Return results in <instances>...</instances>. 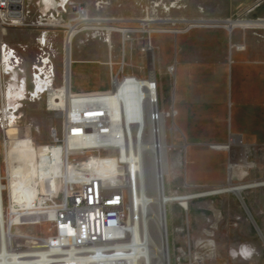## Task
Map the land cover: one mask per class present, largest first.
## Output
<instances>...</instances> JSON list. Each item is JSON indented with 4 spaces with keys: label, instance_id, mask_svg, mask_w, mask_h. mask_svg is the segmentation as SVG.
<instances>
[{
    "label": "rangeland",
    "instance_id": "374dc122",
    "mask_svg": "<svg viewBox=\"0 0 264 264\" xmlns=\"http://www.w3.org/2000/svg\"><path fill=\"white\" fill-rule=\"evenodd\" d=\"M66 1L72 2L74 8L65 5L64 25H72L73 20L78 22L77 10L80 8L89 19H100L101 25L111 24L133 30L124 35L111 32L109 37L103 30H82L73 40L82 53L90 54L92 58L88 60L89 57L84 56L81 64L87 70H92L84 81L87 85H83L87 92L109 90L112 78L121 79L125 75L146 78L152 69L153 78L157 81L158 110L169 112L164 118L167 148L164 194L199 195L227 186L228 161H240L243 149H246V165L233 168L229 184L250 185L264 180V117L257 119L259 124L255 134H239L233 128L231 130L230 80L227 78L225 60L231 33L222 28L189 27L190 23L217 24L229 20L264 19V0ZM56 8V0H24L22 24L5 27L0 31V41L13 47H25L21 56L26 71L36 52V37L45 30L52 33V29L45 25V20L49 14L59 12ZM39 17L45 20L40 21ZM143 23L156 32L147 34L141 31ZM85 24L97 26L94 20ZM188 30L196 34L188 37L190 44H187L188 48L184 51L187 64L185 73L190 76L183 87V99L175 106L178 109L175 115L171 114V110L176 57L178 64L181 61L175 40ZM235 30L248 33L257 45L264 46V39L257 36L264 35V32L248 28ZM62 37L63 30H56L54 64L57 84L63 72ZM71 48L73 52L75 46ZM145 48H149L147 53L142 52ZM208 50L210 54L207 59L205 53ZM101 54L102 58L99 57ZM159 57L163 58L164 71H158ZM75 68L76 65H72L70 70L72 93L81 84L75 77ZM258 88L264 91V83H258ZM21 104L16 112L17 124L33 130L35 143H49L48 129L59 125L58 117L46 111L43 102L22 100ZM261 105L264 106V97ZM260 113L264 114V110ZM229 127L232 132L228 131ZM229 136L238 138L242 147L231 145L228 151L211 148L213 144L227 143ZM18 146L16 144L12 148ZM100 155L108 157L111 154L101 152ZM126 191L128 222L131 214L129 192ZM240 195L262 237L256 233L238 199L231 192L187 200L186 209L177 205V202L167 203L169 264H264V186H250L241 190ZM48 227L49 224L41 223L15 227L12 231L45 237L48 235Z\"/></svg>",
    "mask_w": 264,
    "mask_h": 264
},
{
    "label": "bare ground",
    "instance_id": "6f19581e",
    "mask_svg": "<svg viewBox=\"0 0 264 264\" xmlns=\"http://www.w3.org/2000/svg\"><path fill=\"white\" fill-rule=\"evenodd\" d=\"M16 1L19 2L21 12V1ZM77 14L79 27L70 24L65 26L67 28L65 52L67 51L66 75L69 76L68 78H70V63L72 61V41L77 33L82 30H103L109 37L111 32H118L122 35L133 32L132 29L111 26V24L101 25L100 19H89L82 9L77 10ZM17 20L21 21L22 17H18ZM92 20L96 21L97 26L85 24ZM147 21L142 20V22ZM251 25H264V21L236 20L232 22V20H229L217 24L190 23L189 27H220L231 31L235 28L246 29ZM141 31L147 34L156 32L149 28L148 24L144 25ZM106 41L108 42V39ZM234 48L235 50H242L243 45H236ZM151 70L150 68L149 75L146 78H137L131 75H125L121 79L112 78L110 89L106 92L79 94L77 101L74 103L76 107H79V110H99L100 113L95 115L108 119L110 124L107 125L108 135H98L96 138L87 141L86 144L105 147L104 152L111 155L108 157L101 156V151L93 153L87 161H81L77 172L81 174L88 169L97 175L102 186L109 188L119 183L127 189L131 214L130 220L126 224L124 240L116 242L115 250H111L106 255H97L93 258L84 257L78 264H166V260L169 264L165 210L167 203L177 202V205L186 209V200L227 192H231L236 196L241 190L250 186H264V181L250 185L233 186L229 184L233 168L246 165L244 160L246 150H244L240 161H236V163L232 160L228 161L226 168L227 186L199 195L176 196L164 194L163 177L166 174L167 150L164 139V118L167 114L169 115V112L163 113L157 110V119L152 121L150 118L151 112L158 109L156 84ZM69 80L65 76V84L59 87V93L65 99L70 92ZM90 106L91 108H89ZM173 113L174 111L171 110V114ZM93 116L94 114L90 115V117ZM6 118H11V115H7L3 111L2 119L6 120ZM10 128L7 130L9 135L15 131L13 126ZM16 144L19 146L15 149L12 148ZM214 148L216 150L226 149L225 146H215ZM49 151L54 159H58L62 153V148L56 146L49 149ZM40 155H42L39 158L41 161L48 159L44 152ZM36 158L34 148L30 145L28 132L24 140L20 142L10 139L5 149L4 166L2 167L0 164V200L1 190L4 188L9 201L21 206L23 198L20 195L19 186L22 183L18 179H26L30 187L34 184V188H36L38 183L35 176L37 177L38 173L33 170L34 159ZM58 169V167H54L53 170H48L45 173L41 172L40 176L41 178H48L47 175H50L49 178L51 179L47 180L48 184L52 187L54 185L58 186L59 181L56 180L59 174ZM3 177L6 180L5 183L1 182ZM28 200L27 205L30 208H36V203L41 205L43 202L42 198H35L34 196L32 199L28 198ZM10 216L8 224L13 223L14 226L12 225L8 233V226L4 224L8 217L2 212L0 206V264H31V261L35 260L32 256L35 255V252H27L26 250L13 252L11 246L7 245L9 239L11 245L13 238L17 240V238L29 236L12 231L13 228L20 227L23 220L17 214ZM50 216L51 214L48 215V217ZM28 218L29 222L36 219L33 213ZM26 226L35 225L28 223ZM18 257L21 259H16ZM27 257L31 259H26ZM73 259L74 247H71V245L60 246L59 256H53V253L48 252V247H41L38 250L36 264H62Z\"/></svg>",
    "mask_w": 264,
    "mask_h": 264
},
{
    "label": "built area",
    "instance_id": "2783aa9c",
    "mask_svg": "<svg viewBox=\"0 0 264 264\" xmlns=\"http://www.w3.org/2000/svg\"><path fill=\"white\" fill-rule=\"evenodd\" d=\"M20 1L22 4L21 12L18 1L0 0V31L5 27L22 24L24 0ZM56 5L58 8L56 10L59 12L54 15L49 14V18L46 20L39 17L40 21H46L45 25L52 29V33L45 30L36 37V52L28 71L23 66L21 56L25 47H13L0 41V164L2 167L4 166L5 149L10 139L20 142L24 140L28 132L37 156L34 159L33 170L38 173V178L35 176L38 183L36 188H34V184L30 187L26 179H18L22 183L19 186L20 195L23 198L21 206L10 202L6 190L4 188L1 190L0 206L2 212L8 217L4 224L8 226L7 232L9 233L12 225L14 226L13 223L8 224L10 215L15 216L16 214L23 220L21 226H26L28 223L30 225L49 224L48 235L45 237L27 235L28 237L17 238L16 240L11 236L13 238L11 245L10 239L7 240V245L11 246L13 252L22 250L35 252V255H32L35 260L31 261V264H36L38 250L41 247H48V252L53 253V256H59L62 245L74 247V259L67 260V263L62 264H78L84 257L93 258L97 255H106L111 250H115L116 242L124 240V232L127 226L126 189L119 183L109 188L102 186L97 175L88 169L81 174L77 172L81 161H87L93 153L104 152L105 147L96 144L89 145L86 142L98 135H108L107 125L110 124L108 119L95 115L100 113L99 110H79V107L74 105L79 94L72 93L70 90L65 99L59 93V87L65 84L67 28L63 24V13L66 12L65 5L71 6V8L74 6L72 2L66 0H56ZM18 17H22V20H17ZM255 20L264 21V19ZM74 22L75 20H73L72 25L79 27L78 22ZM59 29L63 30V72L61 80L57 84L54 41L56 30ZM248 29L264 32V25H251ZM257 36L264 39V35L259 34ZM148 50L149 48H145L142 49V52L147 53ZM171 69L169 70L171 71ZM22 100L31 103L43 102L45 110L58 117L59 125L50 126L48 129L49 143H35L32 135L33 130L17 124L16 112L18 107L22 105ZM157 110L155 109L150 114L152 121L157 119ZM3 111L7 115H11V118L3 120ZM91 114L94 116L90 117ZM11 126L15 128V131L9 135L7 130L11 129ZM56 146L62 148V153L58 159H54L49 151ZM43 152L46 154L45 156H48L45 161L39 159ZM54 167L59 168V174L56 177L59 183L58 186L52 187L47 182L51 179L49 178L50 175H47L48 178H41L40 173L53 170ZM5 181L3 177L1 182L5 183ZM33 196L43 199L41 205L36 203V208H30L27 205L28 198L32 199ZM32 213L36 219L29 222L28 217ZM50 214L51 216L48 217ZM26 259L31 258L27 257Z\"/></svg>",
    "mask_w": 264,
    "mask_h": 264
},
{
    "label": "crops",
    "instance_id": "0c3cea01",
    "mask_svg": "<svg viewBox=\"0 0 264 264\" xmlns=\"http://www.w3.org/2000/svg\"><path fill=\"white\" fill-rule=\"evenodd\" d=\"M202 28H211V27H202ZM213 28H220V27H213ZM189 30L179 35L180 37H178V39L175 40L176 45L178 44L179 46V54L181 56L180 57L181 61L179 64L176 57L177 66H175L176 68L174 75V86L172 91V100H173L172 110L174 111L173 114L175 115L178 113L177 112L178 109L175 106L176 104L178 105V102H181V100L183 99V87L185 86V81L186 80L188 81L190 76L188 74L187 77L185 73V67H187V64L185 62L186 54L184 53V51L187 50L188 48L187 44H190V42H188L189 40L188 37L191 36L194 37L196 34L194 35L193 34L194 31H189ZM227 33H231L230 36L231 42H230L229 50L227 48L225 50L226 53L225 60H227L226 62L227 78L229 77L230 80L229 107H230V118H231V130L233 128L235 130L234 132L235 133L238 132L239 134L240 133L255 134L257 133V127L259 124V121L257 119H259V117H264V114L260 113L261 110H264V106L261 105L262 97H264V91H261L262 88L261 89L258 88V83L259 84L264 83V46L257 45L254 39H252V37L246 32H241L239 30L232 29L231 31H227ZM73 43L74 40L72 42V46L74 45L75 49L72 52V48H71L72 61L70 63L71 64L70 70L72 71V65H76L75 77L79 81H81V84L78 85L74 93L77 94L78 93L84 94L83 92L94 93V92H87L86 88H84L83 86V85H87V82L84 81H86V79L90 76L92 70L91 69L87 70L81 65L84 56L85 58H87L88 56L89 57L88 60L92 58L90 54H86L85 52L82 53L79 47H77L76 43L74 44ZM232 44L233 45L241 44L243 45V49L235 50V48L231 46ZM208 53L210 54V51L205 53L207 55V59L209 57ZM99 57L102 58V54L99 55ZM162 62H163V58L159 57L158 71H162V70L164 71L165 65L162 66ZM176 70L178 71L177 73L178 75H176ZM65 76L66 78L69 77L68 75H66V68H65ZM71 76L72 74L70 75L69 84L71 82ZM154 82L156 84V94H157V81L155 80V78H154ZM69 87L72 92L71 84L69 85ZM231 130L229 127L228 131L232 132ZM229 139L227 143L213 144L211 148L216 150L214 148L215 145H220V146L224 145L226 148L225 150L217 149V151H228L231 145L233 146L235 145L236 147H242V144L238 138L234 136H229ZM244 150L246 149H243V151ZM166 173H167V158H166Z\"/></svg>",
    "mask_w": 264,
    "mask_h": 264
},
{
    "label": "water",
    "instance_id": "95a60500",
    "mask_svg": "<svg viewBox=\"0 0 264 264\" xmlns=\"http://www.w3.org/2000/svg\"><path fill=\"white\" fill-rule=\"evenodd\" d=\"M236 196H237V199L239 200L240 205L242 206L243 210L245 211V214L247 215L248 219L250 220V222H251L254 230L259 235V237H262L261 232H260L259 228L257 227L255 221L253 220L250 212L248 211L245 203L243 202V199H242L240 193H237ZM166 264H168V261L167 260H166Z\"/></svg>",
    "mask_w": 264,
    "mask_h": 264
}]
</instances>
